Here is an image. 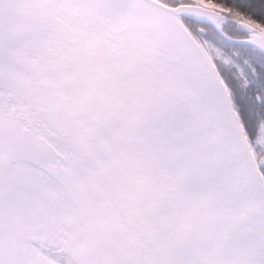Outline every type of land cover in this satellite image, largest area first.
Instances as JSON below:
<instances>
[{
  "label": "snow or ice",
  "instance_id": "1",
  "mask_svg": "<svg viewBox=\"0 0 264 264\" xmlns=\"http://www.w3.org/2000/svg\"><path fill=\"white\" fill-rule=\"evenodd\" d=\"M0 264H264V0H0Z\"/></svg>",
  "mask_w": 264,
  "mask_h": 264
}]
</instances>
